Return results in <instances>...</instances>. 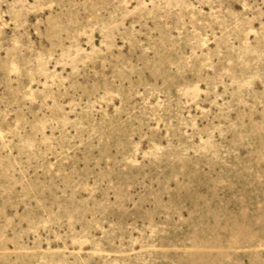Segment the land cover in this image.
Here are the masks:
<instances>
[{"label": "rangeland", "instance_id": "374dc122", "mask_svg": "<svg viewBox=\"0 0 264 264\" xmlns=\"http://www.w3.org/2000/svg\"><path fill=\"white\" fill-rule=\"evenodd\" d=\"M0 264H264V0H0Z\"/></svg>", "mask_w": 264, "mask_h": 264}]
</instances>
